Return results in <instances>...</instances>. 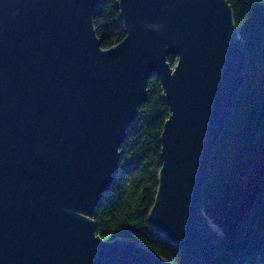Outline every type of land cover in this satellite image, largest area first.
<instances>
[{"label":"water","instance_id":"1","mask_svg":"<svg viewBox=\"0 0 264 264\" xmlns=\"http://www.w3.org/2000/svg\"><path fill=\"white\" fill-rule=\"evenodd\" d=\"M101 1L0 0V264H171L133 240H102L93 220L152 75L170 114L148 222L184 264H208L221 233L202 189L248 62L231 7L117 0L125 36L103 50Z\"/></svg>","mask_w":264,"mask_h":264},{"label":"trees","instance_id":"2","mask_svg":"<svg viewBox=\"0 0 264 264\" xmlns=\"http://www.w3.org/2000/svg\"><path fill=\"white\" fill-rule=\"evenodd\" d=\"M226 1L248 62L202 189L201 212L221 233L217 256L208 264H264V0ZM116 3L102 0L93 13L103 50L125 36ZM147 90L120 146V170L95 209V232L105 241L133 240L171 264H184L179 249L148 222L161 168L160 135L170 109L155 75Z\"/></svg>","mask_w":264,"mask_h":264}]
</instances>
